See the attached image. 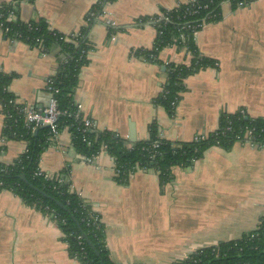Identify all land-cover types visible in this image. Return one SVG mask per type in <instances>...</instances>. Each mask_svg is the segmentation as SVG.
<instances>
[{
  "label": "crops",
  "instance_id": "obj_1",
  "mask_svg": "<svg viewBox=\"0 0 264 264\" xmlns=\"http://www.w3.org/2000/svg\"><path fill=\"white\" fill-rule=\"evenodd\" d=\"M100 1L21 2L11 19L42 22L63 36L87 30L91 48L73 102L81 105L97 132H111L133 144L147 140L155 123L162 139L188 143L215 132L224 113L243 110L250 118H264V0L235 10L222 5L220 20L198 32L194 40L199 55L216 65L185 78L172 117L155 103L166 81L162 67L169 62L187 66L192 56L177 45L158 51L156 62L134 53L151 50L156 36L151 23L142 19L192 0H113L87 28L91 8ZM105 21L115 23L113 41ZM60 57L57 47L42 55L0 31V72L14 76L9 92L17 103L48 105L45 84L56 74ZM2 127L0 113V133ZM2 147L0 162L10 164L24 152L25 143L8 141ZM66 169L70 191L101 218L113 264H173L200 249L241 238L264 218V146L235 143L228 151L211 147L190 167L172 168L171 181L164 185L150 169L135 170L122 185L115 181L108 154L98 155L90 165L79 161L64 129L55 146L41 155L39 170L57 176ZM0 264L81 263L69 256L50 215L0 190Z\"/></svg>",
  "mask_w": 264,
  "mask_h": 264
},
{
  "label": "trees",
  "instance_id": "obj_2",
  "mask_svg": "<svg viewBox=\"0 0 264 264\" xmlns=\"http://www.w3.org/2000/svg\"><path fill=\"white\" fill-rule=\"evenodd\" d=\"M14 1L0 4V14H2L0 24L4 29L10 30V33L4 35L11 39L13 34L17 33L21 36L20 42L33 48L37 46L38 41L46 51H49L51 47L59 49L62 59L59 61L58 70L48 79L53 82V88L58 90L57 93H50L56 100L57 109L64 113L59 117V128H68L71 142L76 152L81 155L96 154L103 146H106L107 154L114 160L117 183L126 184L129 175L135 170L150 169L157 172L160 184L164 185L171 181L172 168L190 167L211 147L230 150L235 143L243 140L246 128L251 131L249 137L251 141L258 147L264 146V118H250L245 112L241 115L240 110L232 114H222L218 129L196 142L179 143L162 139L155 123L149 126L147 140L133 144L107 131H96L84 136L77 130L79 121H76L74 117L73 95L79 71L88 62L86 55L91 47L87 41V30H80L76 37L68 36L69 40H64L63 35L48 30L42 22L13 21L11 19L16 14V7L21 3L14 4ZM112 1L101 0L91 8V12L100 14L103 5ZM238 1L194 0V2L180 4L171 10H162L160 15L140 21L141 23L150 22L155 28L156 36L151 50L136 51L135 56H142L147 61L156 62L157 52L172 45L184 48L192 56L187 66L171 62L164 65L166 81L155 103L163 107L171 117L184 91L185 78L199 70L216 65L215 61L199 55L191 31L184 30L182 27L217 22L221 18L222 5L229 3L231 9L235 10ZM197 5L202 8L196 14H186L187 10ZM93 24L94 21L89 19L88 15L87 28ZM0 30L3 33V30ZM13 79V75L0 72V109L3 117L0 139L3 138L5 142L25 143V152L10 164L0 162V190L11 192L27 206L34 207L45 215L51 213L72 259L81 264H113L105 245V231L101 218L89 202L70 191L67 180L68 170H63L61 174L53 176L50 180L36 175L39 171L40 157L51 144L49 128L37 127L33 130L32 126L26 125L18 113L20 106L16 104L15 97L9 92ZM227 127L230 129L226 130ZM83 137L90 142V145L83 142ZM155 143L158 147L154 146ZM3 149L1 144L0 152ZM21 176H24L25 181L21 180ZM58 179L61 181L59 182ZM173 264H264V218L259 220L254 230L241 238L200 249Z\"/></svg>",
  "mask_w": 264,
  "mask_h": 264
},
{
  "label": "built area",
  "instance_id": "obj_3",
  "mask_svg": "<svg viewBox=\"0 0 264 264\" xmlns=\"http://www.w3.org/2000/svg\"><path fill=\"white\" fill-rule=\"evenodd\" d=\"M30 1L31 0H15L14 4L17 3V2H30ZM190 2H194V0H192ZM252 2H253V0H239L237 5H236V9L244 8V7L248 6L249 4H251ZM224 4H227V5L230 6L229 3H224ZM201 8L202 7L200 5L193 6L191 9L187 10L186 14L187 15H194ZM204 8H206V7H204ZM186 14L184 15V17L186 16ZM1 17H2V14H0V18ZM89 19H92L93 21H98V19H100V18H98V15L94 14L93 12H91L89 14ZM204 25H205V23H203V24L186 25V26H183L182 29L190 30L191 33H192L193 39H195L196 35L198 34V32L202 29V27ZM105 26H106L107 29H111V28L115 27V23L110 22V21H105ZM0 29L3 30V34L7 35L8 33H10L9 28H5L4 29L2 27V24H0ZM78 33L70 35V37L74 38V37H76L78 35ZM12 34H13V32H12ZM20 38H21V36L19 34L14 33L13 34V38H11V40L19 41ZM109 39L112 40V41L115 39L113 33L109 34ZM64 40H69L68 36H64ZM35 48L38 49V51L42 55H45L46 52H47L46 49L38 41H37V46ZM60 59H62V56L60 57ZM45 90H46V93L49 95V100H48V105L46 107H44V108H37V107H35L33 105H29V104H25V103H17L16 102V104H18L20 106L19 109H18V113L20 114V116H22V118L25 121L27 126H32L33 130L35 128H37V127H48L49 128V135H50V139H51V144L49 145V147H50L51 145L55 146L61 131H63L64 129L68 130V128L67 127H64V128H61V129L59 128L58 120H59V117L64 115V113H61L57 109L56 100L52 97V94H50L52 92L53 93H57L58 92L57 89L53 88V82L51 80H47L46 81ZM173 105L174 104H172V106ZM74 106H75L74 117H75L76 121H79V125L77 127V130L79 132L83 133L84 136L95 133L96 129H95V126H94L93 122L91 120L85 118L82 115L81 105L74 103ZM0 113L2 115L1 109H0ZM240 114L244 115V111L240 110ZM229 129L230 128L227 127L226 130H229ZM250 135H251V131L246 128L244 130L243 140L239 141L238 143H247V144H250L251 146H254V147L258 148V145L256 143L252 142L251 138H249ZM204 138H206V137L198 135V136H196L193 139V141H195V142L196 141H200V140H203ZM82 139H83V142L87 143V145H90V142H87L85 137H83ZM4 143H5V140L3 138H1L0 139V144H4ZM154 146L158 147V144L155 143ZM24 152H25V150H24ZM102 153H106L107 154L106 146H103L99 152H97L96 154H92L90 156L81 155V154L78 153V160L81 161L82 163L87 164V165L94 164L96 159H97V157H98V155H100ZM113 163H114V160H113ZM114 171H115V165H114ZM36 175L37 176H41V177L45 178L46 180H50L53 177L52 175L45 174V173L41 172L40 170L36 173ZM58 181L60 182L61 179H58ZM79 197H80V195H79ZM48 215H50L51 219L53 220L52 214L48 213Z\"/></svg>",
  "mask_w": 264,
  "mask_h": 264
},
{
  "label": "water",
  "instance_id": "obj_4",
  "mask_svg": "<svg viewBox=\"0 0 264 264\" xmlns=\"http://www.w3.org/2000/svg\"><path fill=\"white\" fill-rule=\"evenodd\" d=\"M165 70V67H162V71H164ZM132 137V136H131ZM132 142H133V140H131ZM21 180L22 181H25V178H24V176H21Z\"/></svg>",
  "mask_w": 264,
  "mask_h": 264
},
{
  "label": "rangeland",
  "instance_id": "obj_5",
  "mask_svg": "<svg viewBox=\"0 0 264 264\" xmlns=\"http://www.w3.org/2000/svg\"><path fill=\"white\" fill-rule=\"evenodd\" d=\"M226 5V4H223V6Z\"/></svg>",
  "mask_w": 264,
  "mask_h": 264
}]
</instances>
